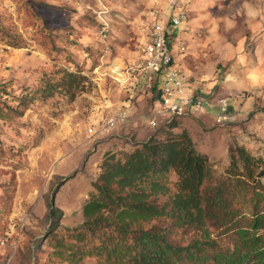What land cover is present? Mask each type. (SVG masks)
I'll use <instances>...</instances> for the list:
<instances>
[{
  "label": "rangeland",
  "instance_id": "1",
  "mask_svg": "<svg viewBox=\"0 0 264 264\" xmlns=\"http://www.w3.org/2000/svg\"><path fill=\"white\" fill-rule=\"evenodd\" d=\"M172 11L185 14L173 49L191 89L228 99L236 112L225 128L181 118L172 133L188 134L214 177L239 147L264 163V0H178L172 10L166 0H0V264H103L78 254L72 238L82 207L104 154L130 151L155 131L142 81L121 88L105 73L136 64L153 15ZM65 71L83 77L77 89L35 93ZM25 96L23 109L7 111ZM99 105L131 117L108 137H90Z\"/></svg>",
  "mask_w": 264,
  "mask_h": 264
},
{
  "label": "trees",
  "instance_id": "2",
  "mask_svg": "<svg viewBox=\"0 0 264 264\" xmlns=\"http://www.w3.org/2000/svg\"><path fill=\"white\" fill-rule=\"evenodd\" d=\"M79 75L65 71L35 93L70 92L79 87ZM26 100L7 111L18 112ZM175 122L130 151L104 154L83 222L72 235L78 254L103 264H264L263 161L239 147L214 177L188 134L172 133ZM58 217L50 206L48 218Z\"/></svg>",
  "mask_w": 264,
  "mask_h": 264
},
{
  "label": "built area",
  "instance_id": "3",
  "mask_svg": "<svg viewBox=\"0 0 264 264\" xmlns=\"http://www.w3.org/2000/svg\"><path fill=\"white\" fill-rule=\"evenodd\" d=\"M168 9L176 7L178 0H166ZM185 20L183 12L172 11L168 19L153 15L146 33L145 43L139 48V60L132 66L111 67L105 76L124 88L131 80L134 86L142 81V89L150 94L151 108L147 126L156 130L181 118L206 115L214 119V125L225 128L230 125L236 112L226 98L215 97L191 89L188 78L175 62L174 45L178 30ZM177 48H183L177 45ZM90 137L105 138L120 127L123 128L131 115L126 110L113 111L111 106L99 105L92 113Z\"/></svg>",
  "mask_w": 264,
  "mask_h": 264
},
{
  "label": "crops",
  "instance_id": "4",
  "mask_svg": "<svg viewBox=\"0 0 264 264\" xmlns=\"http://www.w3.org/2000/svg\"><path fill=\"white\" fill-rule=\"evenodd\" d=\"M195 117H197L198 118V120H200V122H199V124L201 125V127H203L204 128V125H205V123H207V121L209 120V117H200L199 115H197V116H195ZM194 117V118H195ZM201 118H202V120H201ZM133 129L132 130H134V129H136V128H138V127H132ZM134 132V131H133ZM135 133V132H134ZM133 133V134H134ZM145 139V138H144ZM144 139L142 138V139H140L138 142H140V141H144ZM109 144V142L108 141H106L105 143H103V144H100V145H103L105 148H108V145ZM107 146V147H106ZM107 150V149H106Z\"/></svg>",
  "mask_w": 264,
  "mask_h": 264
}]
</instances>
